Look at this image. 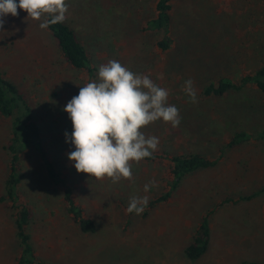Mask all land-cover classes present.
I'll return each mask as SVG.
<instances>
[{
	"label": "rangeland",
	"instance_id": "rangeland-1",
	"mask_svg": "<svg viewBox=\"0 0 264 264\" xmlns=\"http://www.w3.org/2000/svg\"><path fill=\"white\" fill-rule=\"evenodd\" d=\"M158 1L66 0L65 19L97 69L91 82L98 80L100 65L117 60L168 90V103L179 109L182 119L175 128L161 119L143 129L146 137L159 138L155 152L200 153L220 159L216 167L186 177L148 217L127 212L130 197L147 196L149 203L163 195L169 163L133 162V179L117 183L77 172L68 158L75 150L68 142L73 125L63 109L90 80L85 71L65 62L51 34L40 28L43 20H26L28 14L22 9L18 16L4 18L0 71L25 94L55 164L75 186L78 203L97 225L96 233L80 230L68 215L61 189L47 179L36 153L25 151L23 201L33 210L28 231L39 260L46 264L264 261V140L260 137L264 97L253 85L225 97L203 96L211 81L227 77L239 82L263 65L264 0H172L167 34L144 30L156 16ZM163 38L173 40L166 52L157 48ZM189 79L197 103L190 102L182 87ZM11 125L12 118L0 115V198L8 174ZM238 131H245L251 140L223 153L224 143ZM153 180L155 186L145 192L144 185ZM257 192L261 193L250 201L239 200ZM227 198L239 202L217 207ZM213 209L209 250L198 261H189L185 249L202 217ZM20 249L14 211L0 201V264H14ZM223 249L231 256L225 261L218 254H224Z\"/></svg>",
	"mask_w": 264,
	"mask_h": 264
},
{
	"label": "trees",
	"instance_id": "trees-1",
	"mask_svg": "<svg viewBox=\"0 0 264 264\" xmlns=\"http://www.w3.org/2000/svg\"><path fill=\"white\" fill-rule=\"evenodd\" d=\"M172 0H159L156 4V16L147 22L144 29L147 32L162 30L169 32L171 22ZM45 19H49L46 17ZM47 31L51 34L58 50L65 62L72 68L85 71L87 79H93L97 69L92 64V57L85 44L80 40L74 27L65 21L57 24H50ZM173 40L163 38L157 42V48L161 52L171 49ZM89 83V81H88ZM253 85L264 97V63L252 74L245 75L239 82L230 80L227 77L211 81L206 85L203 96L225 97L231 92H241ZM0 115L5 118H12V137L6 147L10 156L8 164V174L4 182V194L0 201L8 204L14 211V224L16 238L20 243V251L15 258V264H46L39 260L33 247L32 236L28 229L33 218V210L23 201V158L25 151L33 150L39 158L40 164L45 170L47 179L63 194V200L68 215L83 233H96L97 225L88 215L87 211L78 203L76 198V188L69 179L55 164L51 154L45 145L43 131L36 122L32 107L25 94L0 71ZM260 137L264 140V129ZM251 137L245 131L235 132L223 145L222 151L234 149L248 141ZM222 157V156H221ZM143 161H164L170 165L168 173V187L163 195L148 203L143 212L144 217H148L150 211L159 204L166 202L179 188L182 181L198 170L214 168L220 159H210L200 153H190L186 155H171L164 152H153L150 157ZM264 192V188H263ZM261 192L254 193L247 197L240 198V201H250ZM238 200L227 198L220 202L217 207L226 203H237ZM214 209L205 214L199 227L193 235L192 241L185 249V258L189 261H198L209 250L211 243L210 216ZM243 264H264V261L244 262Z\"/></svg>",
	"mask_w": 264,
	"mask_h": 264
},
{
	"label": "clouds",
	"instance_id": "clouds-1",
	"mask_svg": "<svg viewBox=\"0 0 264 264\" xmlns=\"http://www.w3.org/2000/svg\"><path fill=\"white\" fill-rule=\"evenodd\" d=\"M18 9L28 14L26 20H43L39 26L47 29L65 21L68 4L66 0H0V30L4 18L18 16ZM182 87L190 102L197 103L194 82L189 79ZM168 97V90L148 75L134 73L117 60L100 65L98 80L81 87L63 109L73 125L68 142L75 150L68 158L77 172L97 180L107 177L113 183L131 181L132 163L150 157L160 143L156 136L146 137L143 129L161 119L174 128L181 123L179 109L168 103ZM150 186H155L154 180L144 185V191ZM147 205V196H132L127 212L140 215Z\"/></svg>",
	"mask_w": 264,
	"mask_h": 264
},
{
	"label": "crops",
	"instance_id": "crops-1",
	"mask_svg": "<svg viewBox=\"0 0 264 264\" xmlns=\"http://www.w3.org/2000/svg\"><path fill=\"white\" fill-rule=\"evenodd\" d=\"M230 210L231 211H236V210H233V209H230ZM210 227H211V225H210ZM211 233H212V227H211ZM241 249L244 250L245 248H241ZM223 252H224V254H222L221 252H219L218 254H219V257L222 258V261H225L226 259H228V257L230 256V254L229 253H226V249H223ZM14 264H15V259H14Z\"/></svg>",
	"mask_w": 264,
	"mask_h": 264
}]
</instances>
